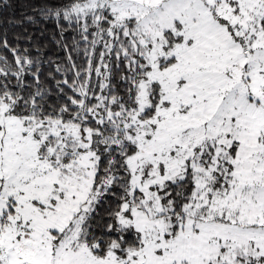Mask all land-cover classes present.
I'll return each mask as SVG.
<instances>
[{
	"label": "snow or ice",
	"instance_id": "obj_1",
	"mask_svg": "<svg viewBox=\"0 0 264 264\" xmlns=\"http://www.w3.org/2000/svg\"><path fill=\"white\" fill-rule=\"evenodd\" d=\"M0 264H264V0H0Z\"/></svg>",
	"mask_w": 264,
	"mask_h": 264
},
{
	"label": "trees",
	"instance_id": "obj_2",
	"mask_svg": "<svg viewBox=\"0 0 264 264\" xmlns=\"http://www.w3.org/2000/svg\"><path fill=\"white\" fill-rule=\"evenodd\" d=\"M15 7V14L17 17H19L20 13H21V6L19 5H16L14 6ZM12 13L11 12H8V13H4V15L7 17V16H10Z\"/></svg>",
	"mask_w": 264,
	"mask_h": 264
}]
</instances>
